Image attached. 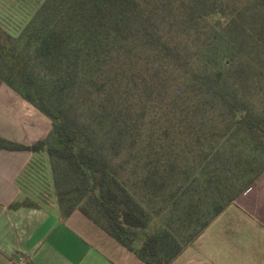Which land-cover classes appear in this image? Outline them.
Masks as SVG:
<instances>
[{
	"label": "trees",
	"instance_id": "1",
	"mask_svg": "<svg viewBox=\"0 0 264 264\" xmlns=\"http://www.w3.org/2000/svg\"><path fill=\"white\" fill-rule=\"evenodd\" d=\"M0 80L48 135L60 215L172 262L264 174V0H44ZM19 204L13 207H18Z\"/></svg>",
	"mask_w": 264,
	"mask_h": 264
},
{
	"label": "crops",
	"instance_id": "2",
	"mask_svg": "<svg viewBox=\"0 0 264 264\" xmlns=\"http://www.w3.org/2000/svg\"><path fill=\"white\" fill-rule=\"evenodd\" d=\"M35 111L1 81L0 136L45 138L50 126ZM19 255L26 264H145L80 211L60 215L46 153L1 151L0 264ZM172 264H264V174Z\"/></svg>",
	"mask_w": 264,
	"mask_h": 264
},
{
	"label": "rangeland",
	"instance_id": "3",
	"mask_svg": "<svg viewBox=\"0 0 264 264\" xmlns=\"http://www.w3.org/2000/svg\"><path fill=\"white\" fill-rule=\"evenodd\" d=\"M43 1L44 0H0V26L9 33L17 35ZM33 109L34 111L36 110L35 108ZM38 113L50 126L51 130V121L40 112ZM39 128L43 130L47 129L46 125H40Z\"/></svg>",
	"mask_w": 264,
	"mask_h": 264
},
{
	"label": "built area",
	"instance_id": "4",
	"mask_svg": "<svg viewBox=\"0 0 264 264\" xmlns=\"http://www.w3.org/2000/svg\"><path fill=\"white\" fill-rule=\"evenodd\" d=\"M17 260H18L19 264H26L27 263V258L24 255H19Z\"/></svg>",
	"mask_w": 264,
	"mask_h": 264
}]
</instances>
